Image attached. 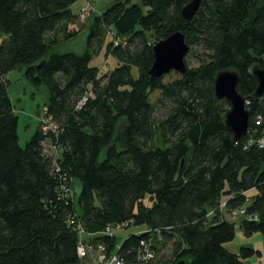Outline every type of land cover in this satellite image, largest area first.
Listing matches in <instances>:
<instances>
[{
    "label": "trees",
    "instance_id": "obj_1",
    "mask_svg": "<svg viewBox=\"0 0 264 264\" xmlns=\"http://www.w3.org/2000/svg\"><path fill=\"white\" fill-rule=\"evenodd\" d=\"M77 1L0 0V264H91L78 253L80 228L84 241L129 264H142L147 229L163 236L156 264L169 242L172 264H246L261 254L226 243L237 223L246 236H264V95H254L252 72L264 68V0H201L191 20L181 15L190 0L115 1L94 16L121 37L109 42L118 64L104 75L89 50L50 53L86 5L78 15ZM175 31L206 58L172 81L152 79L154 44ZM14 69L49 89L47 122L24 146L2 81ZM226 69L240 73L238 91L249 102V133L239 140L224 122L230 102L215 97ZM154 91L170 105L162 119ZM118 226L136 230L118 244Z\"/></svg>",
    "mask_w": 264,
    "mask_h": 264
},
{
    "label": "rangeland",
    "instance_id": "obj_2",
    "mask_svg": "<svg viewBox=\"0 0 264 264\" xmlns=\"http://www.w3.org/2000/svg\"><path fill=\"white\" fill-rule=\"evenodd\" d=\"M115 1L121 0H78L72 5L74 13L78 14L81 7L84 4L92 3L93 10L87 17H74L72 21L66 23V29H61L56 35V43L50 49V53L63 52L73 50L76 52L84 53L89 50L92 54L93 59L91 64L98 66L100 69V75L110 73L116 66L117 60L108 51L109 42H116L117 39L121 38L114 34L109 28H105L97 24L94 20V16L100 14L104 9L111 5ZM71 31L73 35H68L67 32ZM51 36V38H50ZM48 41H51L54 36L50 35ZM1 42V40H0ZM205 52L200 46H193L186 55V62L189 68H195L205 59ZM180 74L178 71L172 70L164 76L165 81H172L179 78ZM3 83L8 88L10 97L15 106V111L19 116L18 123V134L20 138V144L24 146L26 142L32 137L37 131L38 127H44L46 124L45 109L46 103L49 99V89L47 86H35L30 77L24 72V69H14L9 72ZM161 97L160 91H154L150 95V100L156 103L157 118H164L167 116L170 105L162 104L159 102ZM168 103V102H167ZM226 108H229L227 105ZM126 122L121 119L117 126V134L123 130ZM121 137V136H120ZM118 139V138H117ZM157 144L161 143L160 139L157 140ZM119 142V141H118ZM118 146L121 147L118 143ZM106 151V150H105ZM75 190L77 196L80 193L81 185L79 182H75ZM249 195L256 193L253 189L249 192ZM136 227L130 226L115 230V236L117 243L121 244L128 234L134 232ZM242 246L252 247L256 250H260L261 254L256 253L250 257L244 258L246 264H264V236L262 233H255L252 236H246L241 228L240 224H236V236L234 240L226 243V247L230 251L239 252ZM171 243H167L158 252V259L160 264H172L173 257L171 256ZM114 264H118L116 261Z\"/></svg>",
    "mask_w": 264,
    "mask_h": 264
},
{
    "label": "water",
    "instance_id": "obj_3",
    "mask_svg": "<svg viewBox=\"0 0 264 264\" xmlns=\"http://www.w3.org/2000/svg\"><path fill=\"white\" fill-rule=\"evenodd\" d=\"M201 0H190L182 7L181 15L184 19L191 20L200 7ZM155 60L148 75L155 79L168 72L175 70L179 73L187 71L186 55L190 51V45L183 31H175L166 38L158 40L154 44ZM253 74L258 80V85L254 95L260 97L264 95V68L254 66ZM240 73L233 69L220 71L215 78V97L218 100L226 99L230 102V108L224 115V122L233 136L234 140H239L249 133L250 111L248 100L245 95L238 91ZM124 142L130 141V128L122 133Z\"/></svg>",
    "mask_w": 264,
    "mask_h": 264
},
{
    "label": "built area",
    "instance_id": "obj_4",
    "mask_svg": "<svg viewBox=\"0 0 264 264\" xmlns=\"http://www.w3.org/2000/svg\"><path fill=\"white\" fill-rule=\"evenodd\" d=\"M93 10V6L90 3H87L85 6H83L80 16L81 17H87L90 14V11ZM259 124V121L257 122ZM258 144L261 147H264V133L259 137L258 139ZM69 191V190H68ZM74 193L73 189L71 188L70 191L68 192V194H71L70 196H72ZM245 210L241 209L239 211V213H244ZM237 211H234V214H236ZM123 226H118L119 228H122ZM111 231V230H109ZM148 231V233L150 234V238H149V242L146 243L144 242L143 245L146 248V250L144 251V253H140L139 252V259L142 260V264H156L155 263V259H156V242H160L163 240V236L161 235V231L160 230H142L141 232H146ZM85 231L80 228V243L78 245V253L79 256L81 258L83 257H88L90 256L91 259V264H114L115 261L118 264H129L126 261L123 260V258H121L116 252H112L110 254H107L105 252V246L104 245H100L98 246V248H95L92 245V242L89 240H85L84 241V233ZM157 239V240H155Z\"/></svg>",
    "mask_w": 264,
    "mask_h": 264
}]
</instances>
